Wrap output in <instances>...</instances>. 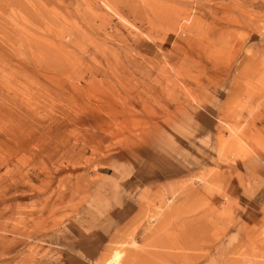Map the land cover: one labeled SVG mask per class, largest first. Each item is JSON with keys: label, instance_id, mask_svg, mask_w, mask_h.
I'll list each match as a JSON object with an SVG mask.
<instances>
[{"label": "rangeland", "instance_id": "1", "mask_svg": "<svg viewBox=\"0 0 264 264\" xmlns=\"http://www.w3.org/2000/svg\"><path fill=\"white\" fill-rule=\"evenodd\" d=\"M114 254L264 264V0H0V264Z\"/></svg>", "mask_w": 264, "mask_h": 264}, {"label": "bare ground", "instance_id": "2", "mask_svg": "<svg viewBox=\"0 0 264 264\" xmlns=\"http://www.w3.org/2000/svg\"><path fill=\"white\" fill-rule=\"evenodd\" d=\"M119 258H120V254H114L113 257L110 259L111 260L110 262L117 263V261L119 260ZM110 262H108V263H110Z\"/></svg>", "mask_w": 264, "mask_h": 264}]
</instances>
